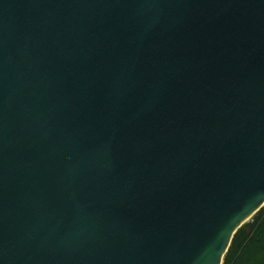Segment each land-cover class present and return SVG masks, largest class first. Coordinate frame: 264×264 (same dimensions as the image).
<instances>
[{
    "label": "water",
    "instance_id": "95a60500",
    "mask_svg": "<svg viewBox=\"0 0 264 264\" xmlns=\"http://www.w3.org/2000/svg\"><path fill=\"white\" fill-rule=\"evenodd\" d=\"M264 205V0H0V264H222Z\"/></svg>",
    "mask_w": 264,
    "mask_h": 264
},
{
    "label": "trees",
    "instance_id": "16d2710c",
    "mask_svg": "<svg viewBox=\"0 0 264 264\" xmlns=\"http://www.w3.org/2000/svg\"><path fill=\"white\" fill-rule=\"evenodd\" d=\"M244 230H237L224 256L222 264H264V238L259 235L260 228L242 236ZM248 236V237H247ZM247 239V242H245ZM244 243V244H243ZM241 252L237 254L239 247Z\"/></svg>",
    "mask_w": 264,
    "mask_h": 264
},
{
    "label": "rangeland",
    "instance_id": "374dc122",
    "mask_svg": "<svg viewBox=\"0 0 264 264\" xmlns=\"http://www.w3.org/2000/svg\"><path fill=\"white\" fill-rule=\"evenodd\" d=\"M257 228L258 229L260 228L259 235L263 239L264 238V205L257 213L249 217L248 220H246V222L242 224L241 227L238 228V230L239 229L244 230V232L242 233V236L244 238V236H246L249 233H252ZM246 242H247V239H245L244 243ZM242 247L243 246L239 247L237 254H239L242 251L241 250Z\"/></svg>",
    "mask_w": 264,
    "mask_h": 264
}]
</instances>
